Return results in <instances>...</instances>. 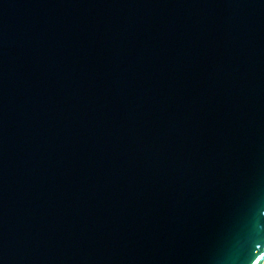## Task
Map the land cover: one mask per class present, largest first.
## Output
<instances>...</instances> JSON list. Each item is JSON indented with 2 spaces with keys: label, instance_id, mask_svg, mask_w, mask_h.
I'll return each mask as SVG.
<instances>
[{
  "label": "water",
  "instance_id": "95a60500",
  "mask_svg": "<svg viewBox=\"0 0 264 264\" xmlns=\"http://www.w3.org/2000/svg\"><path fill=\"white\" fill-rule=\"evenodd\" d=\"M0 264H264V0H0Z\"/></svg>",
  "mask_w": 264,
  "mask_h": 264
}]
</instances>
